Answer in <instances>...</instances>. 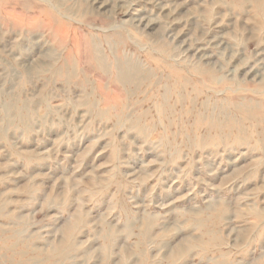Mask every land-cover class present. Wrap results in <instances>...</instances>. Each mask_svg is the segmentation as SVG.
I'll use <instances>...</instances> for the list:
<instances>
[{"label":"rangeland","instance_id":"obj_1","mask_svg":"<svg viewBox=\"0 0 264 264\" xmlns=\"http://www.w3.org/2000/svg\"><path fill=\"white\" fill-rule=\"evenodd\" d=\"M0 264H264V0H0Z\"/></svg>","mask_w":264,"mask_h":264}]
</instances>
